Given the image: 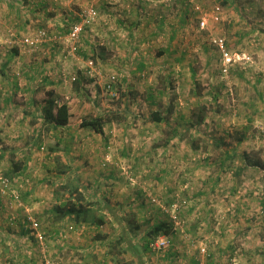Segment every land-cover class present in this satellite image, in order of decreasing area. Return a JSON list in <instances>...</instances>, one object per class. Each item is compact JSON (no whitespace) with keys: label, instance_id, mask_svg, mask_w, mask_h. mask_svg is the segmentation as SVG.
Segmentation results:
<instances>
[{"label":"rangeland","instance_id":"rangeland-1","mask_svg":"<svg viewBox=\"0 0 264 264\" xmlns=\"http://www.w3.org/2000/svg\"><path fill=\"white\" fill-rule=\"evenodd\" d=\"M131 1L33 0L55 25L18 14L28 37H54L97 10L76 51L25 47L42 64L36 93L11 100L40 105L10 109L1 90L0 264H264V0ZM99 19L129 28L100 30ZM47 91L80 109L56 131L41 115ZM97 116L111 119L102 134L79 127ZM78 200L104 225L52 220ZM159 223L172 232L149 237ZM158 237L171 245L149 248Z\"/></svg>","mask_w":264,"mask_h":264},{"label":"crops","instance_id":"crops-1","mask_svg":"<svg viewBox=\"0 0 264 264\" xmlns=\"http://www.w3.org/2000/svg\"><path fill=\"white\" fill-rule=\"evenodd\" d=\"M33 2V0H31ZM138 2V0H133L131 1V3L128 5L130 8L133 7V2ZM1 2V0H0ZM30 2L31 6L28 7H9V6H0V47L2 46V41L7 40L8 42H12L13 47L10 48L9 50L6 51V53L3 52V48L0 49V63L2 64V66L0 65V67H3V71L0 69V94H1V90L3 93L7 92L8 93V98L5 99L6 105L8 108L10 109H17V108H26L24 110H29L28 108L32 107V105H40V102L36 103L33 102L31 100V98H29L27 100V102L25 101L24 105L21 103H16V102H12L11 98L13 97L14 94H18L19 96H25L26 94H31L33 95V93H36V90H33L30 86V84L32 83V81H34L36 74L38 72L39 69H41L40 67H42V64L37 60V58L35 57L37 54L36 53H31L33 52V50H30V52L25 53L24 50H26L25 45L21 44V39L24 37H28L25 33H27L28 31L30 32V28L28 27V24H21L18 21V14H20L22 17L25 15H31V17L34 18H38L39 16L41 18H45L47 21L51 22L52 25L59 24V20L56 19L57 16H53L51 14L49 15H45V11L40 9V5L37 2ZM16 3V2H15ZM68 15H71V13H65L64 14V18H62V22L68 21V18H66ZM101 19H99V22L97 23V25H99V29L100 30H119L122 28H129V26H127L125 24V21H120L118 23H107V21L102 22L100 21ZM123 25V26H122ZM57 26V25H56ZM59 28L58 27H54V30H57ZM15 30L16 31V35L15 37H9L7 38L5 32L6 30L11 31V30ZM33 29V28H31ZM66 34V32H65ZM110 34V36H113L114 33H108ZM64 35V34H63ZM10 36V35H9ZM109 38V36H108ZM93 42V41H91ZM106 43L108 44V41H106ZM11 44V45H12ZM54 43L52 42H44L42 43L40 46H50L53 47ZM59 44V43H56ZM94 46V49H97V47H95L96 45H94V43H92ZM100 45L103 43H99ZM104 46H106L105 42H104ZM37 47V48H39ZM35 48V49H37ZM91 48V47H90ZM30 49V48H29ZM34 49V50H35ZM93 48H91L92 50ZM103 49V47L101 48ZM40 50V49H39ZM4 55L6 57H4ZM81 56V54H79ZM79 56V57H80ZM76 60H78V62H82L84 60V58L81 56V60H79L78 58H76ZM80 62V63H81ZM83 63V62H82ZM46 65V63L44 64ZM83 78H86L83 71H81V73ZM5 79V81H2V79ZM41 79V78H40ZM81 84H82V79L78 78ZM42 81H44V83H46L45 85H48L49 83H53V81H48L47 78H43ZM46 81V82H45ZM100 84V83H98ZM86 88V87H85ZM102 87H100L98 89V87L94 86V91L89 90L91 93L95 92V94H97V92L101 89ZM47 90V89H45ZM5 91V92H4ZM50 92L52 93V95H54V93L52 91H47V93ZM75 92V91H73ZM79 93V92H76ZM6 95V93H5ZM30 95V96H31ZM55 101L58 104H62L65 103L67 104L68 107V114H69V119L68 122L72 119H74L72 117V115L77 114L74 107L70 106L69 103H67L66 101H61L59 98H56V96H53ZM69 97H66V99ZM45 99V98H44ZM43 99V100H44ZM45 101V100H44ZM79 105H81L82 107L86 106L88 108L89 112H94V111H98L99 107L97 105H86L85 101H80ZM78 105V106H79ZM4 106V105H3ZM2 106V107H3ZM42 107V106H41ZM72 108V109H71ZM100 111V110H99ZM98 117V116H97ZM79 122H81V119H78ZM68 125V124H67Z\"/></svg>","mask_w":264,"mask_h":264},{"label":"trees","instance_id":"trees-1","mask_svg":"<svg viewBox=\"0 0 264 264\" xmlns=\"http://www.w3.org/2000/svg\"><path fill=\"white\" fill-rule=\"evenodd\" d=\"M68 31L69 29L67 32ZM47 95L48 98L44 101V104L41 107V115L44 123L48 124L51 130L56 131L58 128L67 126L69 119L68 107L65 103L58 104L52 96V93L48 92ZM151 118L156 122H161L163 120L157 112L152 113ZM110 121L111 119H107L105 117H88L81 120L79 127L81 129L93 131L97 134H102L103 125L105 123H109ZM51 213V216L53 217L52 220L54 222H58L64 218H69L77 224L85 223L96 227H100L105 223L104 217H97L93 211H91L90 207L82 204L79 200L76 203L75 201H68L63 204L60 203L55 205L51 210ZM171 232L172 226L167 223H159L152 225V227L149 228L148 236L157 237L160 234L169 235Z\"/></svg>","mask_w":264,"mask_h":264},{"label":"built area","instance_id":"built-area-1","mask_svg":"<svg viewBox=\"0 0 264 264\" xmlns=\"http://www.w3.org/2000/svg\"><path fill=\"white\" fill-rule=\"evenodd\" d=\"M104 3L110 4V5H116L121 2V0H103ZM97 17V10L96 8L90 6L83 11H81L79 15V19L77 22H74L70 28L69 31L64 35H55L54 37L51 35H48L45 29H37L34 31L33 37H24L21 39V44L26 45L28 47H35L38 43H44V42H52V43H69V49L71 51H76V43H78L79 38L83 35L86 28L89 27L94 20ZM11 37L14 36V34L10 35ZM229 61L230 58H227ZM72 81H75L76 78L72 77ZM29 220L32 221L30 217H28ZM38 224L36 222H32V227L35 228ZM38 239L42 240V236L38 235ZM171 245V241L167 237H158L155 239H151L149 242V248L158 250L167 248ZM48 264V262H46Z\"/></svg>","mask_w":264,"mask_h":264}]
</instances>
